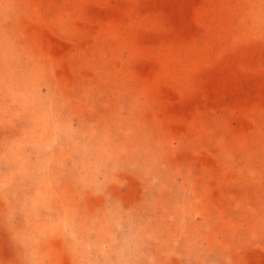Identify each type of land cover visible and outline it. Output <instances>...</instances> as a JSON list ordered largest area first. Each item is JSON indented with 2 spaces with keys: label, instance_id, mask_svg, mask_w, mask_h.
Segmentation results:
<instances>
[{
  "label": "rangeland",
  "instance_id": "obj_1",
  "mask_svg": "<svg viewBox=\"0 0 264 264\" xmlns=\"http://www.w3.org/2000/svg\"><path fill=\"white\" fill-rule=\"evenodd\" d=\"M0 264H264V0H0Z\"/></svg>",
  "mask_w": 264,
  "mask_h": 264
}]
</instances>
